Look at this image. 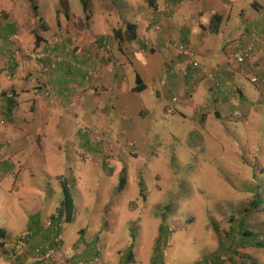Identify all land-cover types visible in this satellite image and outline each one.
I'll return each instance as SVG.
<instances>
[{
	"label": "rangeland",
	"instance_id": "374dc122",
	"mask_svg": "<svg viewBox=\"0 0 264 264\" xmlns=\"http://www.w3.org/2000/svg\"><path fill=\"white\" fill-rule=\"evenodd\" d=\"M80 1L91 6L94 0ZM122 1L116 0L117 6L111 8L114 0H105L109 7L103 11L111 20L117 8L123 18L131 17ZM29 2L42 17L47 9L44 0ZM13 3L19 0H0V11L15 15L17 5ZM236 3L248 7L247 1L234 0L233 10ZM232 20L236 25L240 22L235 14ZM223 32L219 47L233 36L226 28ZM131 52L127 48L115 57L121 63L132 62L125 72L134 85L133 67L142 65ZM165 105L164 99L156 100L145 91L129 93L128 108L103 112L107 117H103L107 120L103 132L86 124L82 115L79 121L50 126L52 140L47 142L44 157L36 146L23 149V154L36 153L38 174L34 177L18 167L2 176L0 169V229L8 234L7 243L0 247V264H32L33 248L51 246L57 237L64 261L44 264H219L223 258L224 264H256L255 248L264 254V105L243 121L226 104L219 118L209 117L203 124L191 106L167 116ZM142 107L149 109L145 116L138 115ZM50 119L58 121L54 116ZM80 145H85L82 159ZM13 148L7 146L4 153L13 156ZM55 154L66 164L59 179L51 164ZM61 180L66 181L72 210L74 203L84 206L85 222L75 223L79 232L87 231L82 244L93 248L89 255L73 253L84 249L75 246L79 237L66 242L61 234L45 239L41 233L32 236L24 230L36 208L59 202L54 195L61 197ZM25 231L31 239L20 254L13 240ZM129 247L132 258L127 261ZM253 248L255 261L249 255Z\"/></svg>",
	"mask_w": 264,
	"mask_h": 264
},
{
	"label": "crops",
	"instance_id": "0c3cea01",
	"mask_svg": "<svg viewBox=\"0 0 264 264\" xmlns=\"http://www.w3.org/2000/svg\"><path fill=\"white\" fill-rule=\"evenodd\" d=\"M244 1L248 2V7L236 3V9L233 10L234 2L225 4L222 0H123L122 4L127 7L131 17L123 18L117 8L113 20L108 12L103 11V8L109 7L105 0H94L91 6L81 4L80 0H65V5L64 0H44L47 9L42 17L38 16V11L33 16L29 0L13 3L17 5L15 15L10 16L11 11L2 9V176L17 167L24 174L29 171L26 174L33 177L38 174L36 153L23 154L22 150L36 146L38 154L44 157L47 142L52 140L48 129L53 124L63 125L66 120L79 121L84 115L86 124L103 132L104 125L107 124V120L103 119L107 118L103 112L106 113L107 109L116 111L128 108L129 93L145 91L156 100L164 99L166 105L163 113L167 116L178 108L191 106L195 110L197 121L203 124L209 117L219 118L225 110L224 106L230 104L234 107V112L240 114L241 120L247 121L260 104L264 105V3L260 0ZM116 6L114 0L111 8ZM234 14L240 18L237 25L232 20ZM128 25L134 27V40H127ZM225 28L233 36L226 45L219 47L223 42L221 37ZM255 36L260 42L254 43ZM170 43L186 46L203 69H185L187 60L179 57L168 46ZM49 45L52 46L51 53L41 62L23 56L24 50L42 51ZM251 45L252 54L241 66L243 73H238L234 68L233 73L228 74L226 66L230 54L235 49ZM127 48L142 65H138L137 69L133 67L134 85L130 84L125 72V67L128 64L132 66V62L127 60L126 63H121L115 57L116 52L123 55ZM177 62L181 63L183 70L180 74L173 72V65ZM136 77L140 79V92L133 91ZM252 77L257 78L256 84L250 82ZM217 82L222 83L224 91L217 88ZM50 92L55 94L53 100ZM174 98L176 102H173ZM232 98L234 103L231 102ZM152 107L153 105H149V108ZM166 108L171 109L170 114L166 113ZM148 112L147 107H142L138 115L145 116ZM52 116L58 121L51 120ZM97 141L100 142V139ZM82 142L90 143L86 139ZM7 146L8 149L15 146L11 157L4 153ZM84 146L80 145V159L85 157ZM12 160H16L14 164H10ZM45 164L46 162L42 165ZM51 164L58 174L56 179H59L58 176L66 167L65 162L55 154ZM65 182L61 180L60 186L65 185ZM62 198V192L61 197L55 194L54 199L59 201L55 206L45 202L36 208V213L32 214L24 230H28L32 236L41 233L45 239L61 234L66 242L79 237V243L75 242V246H84L86 243L82 244V238L87 231L82 229L79 232V226L75 223L85 222L84 206L74 203L68 220L64 214H59ZM45 222H49L47 228L40 229ZM91 239L90 244L93 241ZM254 248L253 255L249 253L251 258L255 255ZM92 249H87L85 245L82 251L73 253L77 256L89 255L93 252ZM255 250L258 260L252 258L253 261L264 264L263 252L257 248Z\"/></svg>",
	"mask_w": 264,
	"mask_h": 264
},
{
	"label": "built area",
	"instance_id": "2783aa9c",
	"mask_svg": "<svg viewBox=\"0 0 264 264\" xmlns=\"http://www.w3.org/2000/svg\"><path fill=\"white\" fill-rule=\"evenodd\" d=\"M223 1L225 4H229V3L234 2V0H223ZM256 42H260V39L255 36L254 37V43H256ZM168 46L172 47L175 50V52L178 54L179 57L187 60L185 69L189 68V67H194V68H197L200 70L203 69L196 62L193 53L191 51H189V49L186 46H184L182 44H178V43H170ZM51 48H52V46L49 45V46H46L44 48V50H42V51L24 50V55L28 59L34 60L36 62H41V60L44 59L47 54L51 53L50 52ZM252 51H253V45L248 46L246 48L240 47L238 49H235V51L230 54L229 62H227V66H226V72L228 74H232L234 71V68H236L238 73L242 74L243 69L241 68V66L249 60V58L252 54ZM51 56L53 57V55H51ZM182 71L183 70H181V63L180 62H177L173 65V72L174 73L180 74ZM208 77H212V76L208 75ZM250 82L253 84H256L258 82V80H257V78L252 77ZM216 86L220 91H224V87H223L222 83L217 82ZM49 94H50L51 99L53 100L55 98V94L53 92H50ZM176 101L177 100L174 98L173 102H176ZM231 102L234 103V98L231 99ZM166 113L170 114L171 109L166 108ZM233 115L235 117H238L237 112H234ZM30 239H31L30 233L25 231V232L17 235L16 238L13 240V244H14L15 248L18 250V252L20 254L26 250V247H27ZM60 241H61V238L57 237V239H55V242L51 246H36V247H34L32 252H31V257H30L31 263L32 264H44V263H48V262L57 263V262L64 261V255L61 251V242ZM89 264H93V263L90 262Z\"/></svg>",
	"mask_w": 264,
	"mask_h": 264
},
{
	"label": "trees",
	"instance_id": "16d2710c",
	"mask_svg": "<svg viewBox=\"0 0 264 264\" xmlns=\"http://www.w3.org/2000/svg\"><path fill=\"white\" fill-rule=\"evenodd\" d=\"M31 9H32V14L35 17L36 16V8L33 7L32 3H31ZM133 28H134L133 26H130V25L127 26V33H128L127 40H134L135 39L133 30H132ZM135 81L136 82H135V87L133 88V91L134 92L142 91V87L139 85L140 79L138 77H136ZM122 183H123V181L120 182V190H121V186L123 185ZM139 186H140V183H139ZM62 195H63V198H62V201H61L60 206H59V214L60 215L64 214L65 217L68 220H70V217H71L70 215H71V212H72V207H71V202H70L71 197H70V194L68 193V191L65 189V185H63ZM162 230H163V227H162V225H160L159 231L162 232ZM6 235H7V233L3 229H0V247H3L7 243L6 242ZM131 249H132V247H129V253L127 254V261H129L131 259V257H132ZM214 257H215V255H214ZM220 257L221 256H218L217 258L220 259ZM209 262H211V261L208 259L207 263H209ZM217 262L219 264H224L225 263L224 258L218 260ZM231 262H232V257L229 260V263H231ZM152 263H154V261H152Z\"/></svg>",
	"mask_w": 264,
	"mask_h": 264
}]
</instances>
